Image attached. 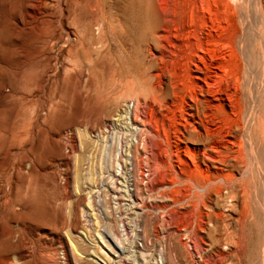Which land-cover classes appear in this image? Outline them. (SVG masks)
<instances>
[{"label":"rangeland","instance_id":"obj_1","mask_svg":"<svg viewBox=\"0 0 264 264\" xmlns=\"http://www.w3.org/2000/svg\"><path fill=\"white\" fill-rule=\"evenodd\" d=\"M135 2L0 0V264H264V0Z\"/></svg>","mask_w":264,"mask_h":264},{"label":"bare ground","instance_id":"obj_2","mask_svg":"<svg viewBox=\"0 0 264 264\" xmlns=\"http://www.w3.org/2000/svg\"><path fill=\"white\" fill-rule=\"evenodd\" d=\"M97 5V4H96ZM108 8V7H107ZM44 9V8H43ZM115 10V9H114ZM94 13L95 14H101L102 15V19L105 20L107 26L112 29L114 32L117 30V28H121L122 29V25L124 21H121L122 19L120 18V15L118 12H112L109 10H106L103 6L98 7V9H94ZM133 23H134V27L137 28L138 30H142L143 34H148L150 28H151V21H152V12H151V6H150V0H141V3H134L133 4ZM225 27V26H224ZM223 29V28H222ZM226 29V28H225ZM125 31V30H124ZM224 34V32H223ZM226 35V34H225ZM224 35V36H225ZM223 38V36H222ZM202 59V57H201ZM200 69V68H199ZM200 76V75H199ZM208 76V75H207ZM198 78V77H197ZM211 78V77H210ZM214 78V77H213ZM109 80V79H108ZM202 80V79H201ZM194 81V80H193ZM216 81V80H215ZM108 82V81H107ZM205 83V81H203ZM207 83V81H206ZM210 82H208L209 85ZM212 83V81H211ZM210 83V85H212ZM237 84V83H236ZM203 85V84H202ZM200 86V85H199ZM204 86V85H203ZM213 86V85H212ZM201 87V86H200ZM206 87V85H205ZM209 87V86H208ZM110 88L111 91L114 89V84L109 83L108 87ZM106 88V89H107ZM191 88V87H190ZM105 89V88H104ZM199 89V88H198ZM209 89V88H206ZM205 89V90H206ZM211 90V89H210ZM210 90H206V91H210ZM202 91V90H201ZM203 92V91H202ZM205 92V91H204ZM198 93V92H197ZM192 94V93H191ZM206 94V93H205ZM208 94V93H207ZM197 96V95H196ZM207 98V97H206ZM240 98V97H239ZM112 101H110V105L114 106L115 105V101L113 99H111ZM200 100V99H199ZM126 106V105H125ZM197 106V105H196ZM126 109V110H125ZM125 116L126 118L129 120L130 119V109L125 108ZM129 109V110H128ZM123 111V110H122ZM120 112V111H119ZM122 113V112H121ZM120 115V114H119ZM124 115V113H123ZM121 117V116H120ZM119 117V118H120ZM122 118V117H121ZM120 230L124 231L123 226L120 224Z\"/></svg>","mask_w":264,"mask_h":264},{"label":"built area","instance_id":"obj_3","mask_svg":"<svg viewBox=\"0 0 264 264\" xmlns=\"http://www.w3.org/2000/svg\"><path fill=\"white\" fill-rule=\"evenodd\" d=\"M97 196V198H98V195H96ZM98 211H99V209H97ZM122 225V224H121ZM123 226V225H122ZM140 245H141V243H140Z\"/></svg>","mask_w":264,"mask_h":264}]
</instances>
